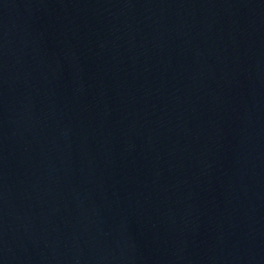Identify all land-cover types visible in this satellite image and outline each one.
<instances>
[{"label":"water","instance_id":"obj_1","mask_svg":"<svg viewBox=\"0 0 264 264\" xmlns=\"http://www.w3.org/2000/svg\"><path fill=\"white\" fill-rule=\"evenodd\" d=\"M0 264H264V0H0Z\"/></svg>","mask_w":264,"mask_h":264}]
</instances>
